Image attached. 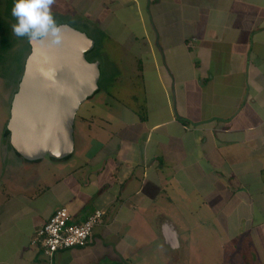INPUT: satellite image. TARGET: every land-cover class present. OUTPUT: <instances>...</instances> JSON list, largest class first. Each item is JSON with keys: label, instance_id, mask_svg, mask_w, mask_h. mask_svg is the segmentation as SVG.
<instances>
[{"label": "crops", "instance_id": "obj_1", "mask_svg": "<svg viewBox=\"0 0 264 264\" xmlns=\"http://www.w3.org/2000/svg\"><path fill=\"white\" fill-rule=\"evenodd\" d=\"M56 6L138 50L142 93L97 89L62 163L22 158L1 129L0 264H172L199 230L218 235L211 261L264 264V0ZM61 206L104 214L85 246L47 257L31 240Z\"/></svg>", "mask_w": 264, "mask_h": 264}, {"label": "water", "instance_id": "obj_2", "mask_svg": "<svg viewBox=\"0 0 264 264\" xmlns=\"http://www.w3.org/2000/svg\"><path fill=\"white\" fill-rule=\"evenodd\" d=\"M62 43L32 42L18 88L10 99L9 143L23 158L64 159L73 149V122L80 104L98 89L99 62L83 31L61 23Z\"/></svg>", "mask_w": 264, "mask_h": 264}, {"label": "rangeland", "instance_id": "obj_3", "mask_svg": "<svg viewBox=\"0 0 264 264\" xmlns=\"http://www.w3.org/2000/svg\"><path fill=\"white\" fill-rule=\"evenodd\" d=\"M12 7L13 0H0V119L7 118V108L9 107L12 97L11 94L14 92L12 88L18 84V78L21 76L24 61L30 49L29 41L26 37H16L12 33L11 25L16 22L15 18L11 15ZM54 7H57L56 3L52 7V13L58 24L67 20L66 22H68L70 26L81 31L85 30V33L90 38L92 37L94 39L95 44L87 52V59L99 62L98 89L102 92L101 95L106 97L107 93H110L119 99H121L122 94L125 95L126 99H130L131 96H134L136 99L133 103L135 102V106H137L140 90H142L140 86L141 80L137 74V64L134 59V54H136L138 50L133 46L129 47L124 39L116 42L111 39L107 33L104 34L105 25L108 27V23L105 25H94L93 28H90V24L83 25L80 23L82 21H76L79 17V13H74V16H70L69 13L65 11H54ZM68 15L70 17H68ZM3 91H6V95ZM90 101L83 102L79 106L73 122V139L75 145L71 155L74 158H76L75 154L79 146V138L83 133L88 134L89 132L88 126L87 132L84 131V129H86L85 122H82L80 116L86 118L90 115ZM98 108H103L104 113L105 109L107 110L105 105ZM8 141L6 145H9ZM45 159L52 164L62 163L61 160L53 161L48 157ZM198 236L202 241L200 242L201 246L197 241L194 243V251L190 249L189 246L186 248L182 247L181 250H178L177 254L179 256L181 255V259L178 261L175 258L172 264H222V261H213V258L211 261V258L208 257L209 251L211 250L208 248L214 246L218 242V235L215 233L209 234L205 230H199ZM216 251L217 250H214L213 252ZM252 262L253 264H261L259 261H250V264Z\"/></svg>", "mask_w": 264, "mask_h": 264}, {"label": "built area", "instance_id": "obj_4", "mask_svg": "<svg viewBox=\"0 0 264 264\" xmlns=\"http://www.w3.org/2000/svg\"><path fill=\"white\" fill-rule=\"evenodd\" d=\"M103 214L102 210L95 209L85 218L75 221L66 206L58 207L36 230L31 243L38 245L47 257H52L60 250L85 246Z\"/></svg>", "mask_w": 264, "mask_h": 264}, {"label": "clouds", "instance_id": "obj_5", "mask_svg": "<svg viewBox=\"0 0 264 264\" xmlns=\"http://www.w3.org/2000/svg\"><path fill=\"white\" fill-rule=\"evenodd\" d=\"M56 0H13L11 15L15 23L11 30L16 37H26L29 43L47 42L50 46L62 43L65 25L58 24L52 13Z\"/></svg>", "mask_w": 264, "mask_h": 264}, {"label": "flooded vegetation", "instance_id": "obj_6", "mask_svg": "<svg viewBox=\"0 0 264 264\" xmlns=\"http://www.w3.org/2000/svg\"><path fill=\"white\" fill-rule=\"evenodd\" d=\"M59 24H61V23H59ZM81 31V30H80ZM29 47H30V44H29ZM29 52H30V49H29ZM29 52H28V54H29ZM86 58H87V53H86ZM26 60V59H25ZM89 60V59H88ZM91 61V60H90ZM24 63H25V61H24ZM23 69H24V64H23V67H22V71H21V76H22V73H23ZM21 76L18 78V84H19V81H20V79H21ZM0 81H1V79H0ZM18 84L14 87V88H12L13 90L12 91H15L17 88H18ZM1 90V89H0ZM4 92V94L6 95V91H3ZM11 96H12V94H11ZM3 98H5V97H3ZM6 100V99H5ZM81 105V104H80ZM79 105V106H80ZM78 109H79V107H78ZM78 109H77V111H78ZM77 111H76V113H77ZM76 113H75V115H76ZM9 117H10V103H9V107L7 108V118H1L0 119V131H1V129H3V133H4V135H5V129H7V122H8V119H9ZM74 119H75V117H74ZM1 126H2V128H1ZM47 156H45L43 159H45ZM49 158V157H48ZM50 159V158H49ZM52 160V159H51ZM53 161H55L54 159H53Z\"/></svg>", "mask_w": 264, "mask_h": 264}, {"label": "trees", "instance_id": "obj_7", "mask_svg": "<svg viewBox=\"0 0 264 264\" xmlns=\"http://www.w3.org/2000/svg\"><path fill=\"white\" fill-rule=\"evenodd\" d=\"M5 135L6 136H8L9 135V131L7 130V129H5ZM17 153V152H16ZM19 154V153H18ZM20 155V154H19ZM21 156V155H20ZM22 157V156H21ZM47 157H49V156H47ZM23 158V157H22ZM49 158H51V157H49ZM25 159V158H24ZM51 159H53V158H51ZM27 160V159H26ZM54 160H57V159H54Z\"/></svg>", "mask_w": 264, "mask_h": 264}]
</instances>
